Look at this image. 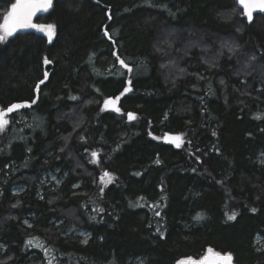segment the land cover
<instances>
[{"label":"trees","instance_id":"obj_1","mask_svg":"<svg viewBox=\"0 0 264 264\" xmlns=\"http://www.w3.org/2000/svg\"><path fill=\"white\" fill-rule=\"evenodd\" d=\"M33 23L52 39L0 45V107L37 101L0 135V264H175L208 248L264 264V16L248 23L235 0H53ZM125 87L120 111H102ZM55 170L48 194L37 184ZM100 171L114 178L103 191Z\"/></svg>","mask_w":264,"mask_h":264},{"label":"snow or ice","instance_id":"obj_2","mask_svg":"<svg viewBox=\"0 0 264 264\" xmlns=\"http://www.w3.org/2000/svg\"><path fill=\"white\" fill-rule=\"evenodd\" d=\"M237 3L241 5L242 8L244 9L243 15L247 18L249 23L252 22L253 13L255 11L264 13V0H237ZM52 6H53V0H27L26 3H21L20 0H17V3H13L11 5V10L8 11L7 15L4 16V23L0 25V43L5 42L9 37L13 36V34L16 33L17 31L24 29H34L38 32H43L44 34L47 35L49 40H51L55 30L54 26L52 24H47V25L34 24L32 22V19L37 12H41V13L47 12L50 8H52ZM109 19H111L110 15H109ZM104 35L105 36L109 35L106 30L104 32ZM117 59L119 60L122 67L126 68L128 71H131V68H129V66L125 63V61L121 60L118 56ZM44 63L48 64L50 63V61L45 59ZM44 77L45 79L40 80L35 86L34 91H36L37 93L40 92L41 85H43L45 83V80H47L48 78L47 72H45ZM129 91H131V88L125 87L123 92H121L120 96L115 97V99L112 98L106 99L104 101V107L111 106L114 108L115 111L119 112L120 109L119 107H116V104L121 99V96H123L125 93ZM71 99L75 100L77 99V97H71ZM36 102H37L36 99H33L31 103L28 102L13 103L9 105L7 108L0 107V132H3L6 129V127L9 125L10 114L17 112L22 108H30ZM127 118L129 121H133L136 119V116L133 113H127ZM256 118L260 119L261 117L257 115ZM213 134L215 135V133ZM149 135L151 136L152 133L149 132ZM165 138L167 142L174 144L175 147L177 148H180L184 142L182 135L169 136L168 134H166ZM153 139H158V138L153 137ZM91 156L93 157V159L90 162L98 163V160L96 159L97 153L95 151L91 153ZM156 163H160V161L157 160ZM136 175H139V173H136ZM103 177H107V180L104 181L105 185L112 183L113 178L109 172L105 171L103 173ZM100 190L103 191V188H101ZM99 211H103V209H99ZM251 211L255 212L256 209L253 208ZM155 215L159 216L160 213L157 211ZM227 218L228 220H235L236 213H232L231 215H228ZM195 219L197 220L202 219V216L200 214H197ZM161 236H163V233H161ZM84 243H87V241L85 240ZM25 246L38 247V248H42L45 252L48 251L47 249H44L43 245H41L39 242L34 243L33 240L26 241ZM208 251L209 253L213 254V259L211 264H232L233 257L231 253H223V254L219 252L213 253V250L211 248H209ZM48 264H51V261H49ZM177 264H209V258L204 257L199 261H197L189 257L178 260Z\"/></svg>","mask_w":264,"mask_h":264},{"label":"rangeland","instance_id":"obj_3","mask_svg":"<svg viewBox=\"0 0 264 264\" xmlns=\"http://www.w3.org/2000/svg\"><path fill=\"white\" fill-rule=\"evenodd\" d=\"M20 2L21 3H26L27 2V0H20ZM51 10V8L47 11V12H44V13H41V12H37L34 16H33V19H32V22H33V20H34V18L36 17V15H40V14H46V13H48L49 11ZM8 11H10V9L8 10ZM7 15V14H6ZM4 23V18H3V20H2V23H1V25ZM30 30H34V29H24V30H19V31H17L16 33H21V32H28V31H30ZM16 33H14L13 35H15ZM12 37V36H11ZM10 38V37H9ZM8 38V39H9ZM7 39V40H8ZM6 40V41H7ZM5 41V42H6ZM5 42H3V43H5ZM3 43H0V45H2ZM102 111H115L111 106L110 107H104V103H103V105H102V109H101ZM117 112V111H116ZM17 121V119L16 118H13L12 116H10V123H9V125L6 127V129L3 131V132H0V135H2L3 133H5L8 129H9V126H11L13 123H15ZM169 136H174V135H170V134H168ZM165 136H166V134H164L161 138H159L160 140H164V141H166L167 142V140H166V138H165ZM182 137H183V141H185V139H184V136L182 135ZM167 143H169V142H167ZM171 146H173L174 148H176V149H180V148H182V146H183V144H184V142H183V144L181 145V147L180 148H177V147H175V145L174 144H172V143H169ZM91 153L92 152H89L88 153V157L89 158H92L93 159V157L91 156ZM98 156V155H97ZM97 158V157H96ZM259 166H264V153H262V154H259L258 156H257V158H256V161H255ZM94 164H96V163H94ZM103 173L104 172H101L100 171V173L97 175V177H96V186H98V187H100V188H103V187H106L107 185H109V184H107V185H105V183H104V181L105 180H107V177H103ZM112 176V175H111ZM64 177H65V175H63L62 177L59 175V170H55V171H49V172H43V173H41L40 174V178H39V182H38V186H39V188H40V190H45V192L46 193H54V192H56V190L58 189V187L60 186V184H61V182L63 181V179H64ZM102 177H103V179H102ZM112 178H113V176H112ZM114 179V178H113ZM79 186V185H78ZM24 191H25V186L24 185H17V186H14L12 189H11V194L13 195V196H16V197H18V196H20V195H22L23 193H24ZM39 193V192H38ZM70 218H71V215L69 216ZM23 223L28 227V228H30V221L29 220H23ZM63 222L62 221H58V222H55L54 224H55V226H58V225H60V224H62ZM65 236H71V237H75V238H78V239H80L81 240V242L82 243H84V241L86 240H88L89 239V235L86 233V232H84L82 229H79V228H77V227H75V226H72V225H70V226H68L67 228H66V230H65ZM255 243L257 244V245H259V240L258 239H256V241H255ZM4 250H3V247H2V245L0 244V253H2ZM135 264H142L140 261H136L135 262Z\"/></svg>","mask_w":264,"mask_h":264},{"label":"water","instance_id":"obj_4","mask_svg":"<svg viewBox=\"0 0 264 264\" xmlns=\"http://www.w3.org/2000/svg\"><path fill=\"white\" fill-rule=\"evenodd\" d=\"M236 1V3H237V0H235ZM237 6H238V8L242 11V14H243V12H244V9L242 8V6L241 5H239L238 3H237ZM254 15H261V16H264V13H262V12H259V11H255L254 13H253V16ZM243 18L248 22V20H247V18L243 15ZM249 23V22H248ZM128 93V92H127ZM127 93H125L124 95H126ZM23 109V108H22ZM21 110V109H20ZM209 249V248H208ZM208 249H206L205 250V252H204V254L202 255V257H200V258H198V259H195V258H192V257H190V258H192L193 260H197V261H199L200 259H202V258H204V257H208L209 258V264H211V262H212V259H213V254L212 253H209V251H208ZM213 250V249H212ZM215 252H217V251H215V250H213V253H215ZM185 258H189V257H185ZM181 259H184V258H181ZM180 260V259H179ZM175 264H177V262L175 263ZM232 264H234V260L232 261Z\"/></svg>","mask_w":264,"mask_h":264},{"label":"crops","instance_id":"obj_5","mask_svg":"<svg viewBox=\"0 0 264 264\" xmlns=\"http://www.w3.org/2000/svg\"><path fill=\"white\" fill-rule=\"evenodd\" d=\"M15 3H17V0H15ZM10 10H11V8H10Z\"/></svg>","mask_w":264,"mask_h":264},{"label":"bare ground","instance_id":"obj_6","mask_svg":"<svg viewBox=\"0 0 264 264\" xmlns=\"http://www.w3.org/2000/svg\"><path fill=\"white\" fill-rule=\"evenodd\" d=\"M119 91V90H118Z\"/></svg>","mask_w":264,"mask_h":264}]
</instances>
